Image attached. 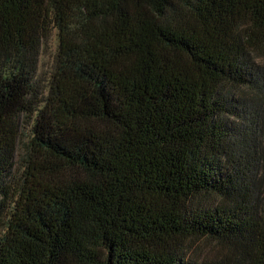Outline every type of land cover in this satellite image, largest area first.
<instances>
[{"label": "trees", "instance_id": "1", "mask_svg": "<svg viewBox=\"0 0 264 264\" xmlns=\"http://www.w3.org/2000/svg\"><path fill=\"white\" fill-rule=\"evenodd\" d=\"M263 55L264 0H0V264H264Z\"/></svg>", "mask_w": 264, "mask_h": 264}, {"label": "rangeland", "instance_id": "2", "mask_svg": "<svg viewBox=\"0 0 264 264\" xmlns=\"http://www.w3.org/2000/svg\"><path fill=\"white\" fill-rule=\"evenodd\" d=\"M58 49H59V37H58V31L53 30L51 33V36L46 39L42 43L41 49H40V55L38 59V66H37V72H36V79L38 80L40 86L42 88H46L45 90L47 91L48 85L50 83L52 74L54 73L55 69V64H56V58L58 54ZM260 62V65H262L264 69V55L263 57H260L258 59ZM241 96L243 99H245V103L248 105V103L251 105L254 103V100L258 97V92H254L253 90H245L243 93H241ZM22 121L20 122V130L22 133V144L27 143L28 139L30 138L29 136V131H30V125H29V119H21ZM20 150L19 153L22 151L23 145H20ZM18 153V154H19ZM17 159V158H16ZM16 167L20 169L21 166L24 164L21 162L20 158L18 157V160L16 162ZM3 222V217L0 215V225ZM221 247L214 242L211 241H202L198 240L190 245V251L193 253L194 256H212L214 255L217 251H219Z\"/></svg>", "mask_w": 264, "mask_h": 264}]
</instances>
